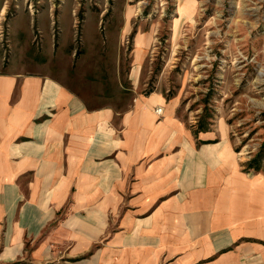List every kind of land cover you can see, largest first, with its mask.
<instances>
[{"label": "crops", "instance_id": "crops-1", "mask_svg": "<svg viewBox=\"0 0 264 264\" xmlns=\"http://www.w3.org/2000/svg\"><path fill=\"white\" fill-rule=\"evenodd\" d=\"M83 76L0 73V264H264V175Z\"/></svg>", "mask_w": 264, "mask_h": 264}, {"label": "rangeland", "instance_id": "rangeland-1", "mask_svg": "<svg viewBox=\"0 0 264 264\" xmlns=\"http://www.w3.org/2000/svg\"><path fill=\"white\" fill-rule=\"evenodd\" d=\"M18 64L174 105L198 148L264 175V0H0V73Z\"/></svg>", "mask_w": 264, "mask_h": 264}, {"label": "built area", "instance_id": "built-area-1", "mask_svg": "<svg viewBox=\"0 0 264 264\" xmlns=\"http://www.w3.org/2000/svg\"><path fill=\"white\" fill-rule=\"evenodd\" d=\"M158 113H161V109L157 110Z\"/></svg>", "mask_w": 264, "mask_h": 264}]
</instances>
